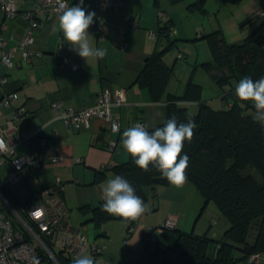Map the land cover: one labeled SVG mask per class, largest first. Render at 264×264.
I'll use <instances>...</instances> for the list:
<instances>
[{
	"label": "crops",
	"instance_id": "obj_1",
	"mask_svg": "<svg viewBox=\"0 0 264 264\" xmlns=\"http://www.w3.org/2000/svg\"><path fill=\"white\" fill-rule=\"evenodd\" d=\"M196 1L84 0V8H98L103 17L101 31L94 27L88 29L92 46L106 50L103 59L86 61L73 51L64 40L58 23L60 14L56 13L49 19H39L33 41L28 45L33 55L22 61L20 51L16 50L13 67L0 63V74L7 77V83L0 89V101L5 100L6 93L15 94L8 105L1 107L0 136L10 151L1 156L0 179L9 174L11 159L16 155L29 153L35 159L41 155L62 157L57 163L23 166L16 180L2 182L22 209L44 203L48 212L59 211L50 242L55 250H65L72 261L77 255L85 254L95 264H161L160 252L151 255L156 246L173 257L180 251L178 233L190 232L191 223V231L197 233L195 227L202 219L204 200L188 181L181 187L169 184L157 187L154 192L148 191L146 212L136 220L107 217L108 213L95 210L103 201L101 185L115 176V165L128 159L121 144L123 131L139 120L148 128L165 121L166 102L152 101L148 90L135 83L144 61L163 43L157 37L163 22L169 21V36L175 40V45L163 57L173 67L167 91L179 94L191 67L196 66L203 75L205 70L199 64L211 59L206 35L219 31L227 44H238L264 19L260 14L264 12V0H204L201 7L192 6ZM16 6L19 13L11 18L0 9V37L7 46L17 45L26 33L28 20L21 12L31 11L34 0H16ZM191 54L195 55V61L188 66L180 65L183 71L186 68L182 80L174 67L179 64L178 58L188 59ZM206 73L210 84L215 86L214 97L224 102L221 108L229 107L230 103L221 98L218 84ZM190 78L203 90L201 79L196 80L194 75ZM105 88L125 90L126 103L111 107V116L118 121L116 130L97 116L85 127L67 125L57 118L56 104L85 109L95 104L99 92ZM202 99L209 104L212 98L202 94ZM188 105L196 106L194 102ZM20 107L24 108L26 118L14 119V112ZM109 139L117 141L113 149L107 146ZM47 187H52L53 193L45 201L42 191ZM34 194L36 199H32ZM169 217L176 219V230H159ZM146 227H153L152 239L144 233ZM72 232L86 238L85 249L81 250L76 243L62 245ZM90 244L100 251L93 253ZM234 264L247 263L240 260Z\"/></svg>",
	"mask_w": 264,
	"mask_h": 264
},
{
	"label": "trees",
	"instance_id": "obj_2",
	"mask_svg": "<svg viewBox=\"0 0 264 264\" xmlns=\"http://www.w3.org/2000/svg\"><path fill=\"white\" fill-rule=\"evenodd\" d=\"M203 2L197 0L192 6L201 7ZM170 31L169 21L163 22L157 33L160 44L163 43L144 61L135 83L148 90L152 101L166 102L165 121L149 128L150 131L162 127L173 116L178 122H187L189 118L195 121L193 140L185 141L182 152L190 158L187 181L202 194L203 208L213 201L228 226L219 239L206 232H179L178 254L169 257L164 248L156 246L151 255L160 252L162 264H234L264 251V126L253 119L254 106L235 96V84L241 78L264 77V19L238 44H227L219 31L205 36L211 59L201 63V67L220 87L221 98L230 103L227 108L210 106L202 99V86L191 78L181 93L167 91L173 67L163 57L175 45ZM190 102L196 104V112L189 111ZM150 169L141 170L128 154V159L115 165L113 172L128 180L145 203L148 191L169 185L159 171L151 165ZM0 191L15 208L22 210L1 179ZM95 210L101 211V205ZM38 253L43 261L51 263L42 249L38 248ZM54 253L59 264H72L65 250ZM256 264H264V259Z\"/></svg>",
	"mask_w": 264,
	"mask_h": 264
},
{
	"label": "built area",
	"instance_id": "obj_3",
	"mask_svg": "<svg viewBox=\"0 0 264 264\" xmlns=\"http://www.w3.org/2000/svg\"><path fill=\"white\" fill-rule=\"evenodd\" d=\"M77 0H34V6L31 11L21 12L28 20V27L24 36L20 39L17 45L7 46L5 39L0 37V63L8 68H11L16 63L15 51H20V59L26 61L28 57L33 55V51L28 47L33 41V33L39 26V19L44 17L49 19L53 14H61V5L67 6L77 5ZM0 9L7 17H13L19 13L16 0H0ZM94 11V23L90 27H94L96 31H101L103 28V17L98 8L88 9ZM264 16V12L260 13ZM3 27V26H2ZM75 68L76 65L72 63ZM7 83V77L0 74V89H3ZM14 93H6L5 100L0 101V113L3 105H8L14 98ZM126 103V94L124 89L111 91L107 88L101 90L98 94L95 104L91 107L76 110L62 104L55 105L56 116L65 124L73 123L76 127L87 126L93 116L101 117L111 124L113 130L118 128V121L111 116V107L113 105H123ZM14 119H25L24 108H18L13 115ZM137 123L143 124L140 120ZM45 140H42L44 144ZM117 145L115 139H109L107 146L113 149ZM10 151L6 145L4 138L0 136V167L1 156ZM62 160L58 155L46 157L41 155L38 158H33L31 154L24 153L16 155L11 159V169L3 182L14 181L17 178L18 171L23 166L36 167L40 163H57ZM53 193L52 187H47L42 191V196L45 201L47 197ZM37 194H34L32 199H36ZM59 211L50 213L46 204H32L27 209L19 210L15 208L10 201L0 191V264H59L54 253V247L50 242V238L56 230L58 224ZM176 219L167 218L162 227L166 229H174ZM131 227L128 231H131ZM153 227H146L144 233L149 239H152ZM74 237H76L75 241ZM73 243L81 249H85L87 245L86 238L78 233H69L62 242V245L69 246ZM38 248L42 249L51 261H43L38 253ZM89 249L93 253L100 251V248L90 244ZM264 259V251L256 252L249 255L246 259L247 264H256ZM129 264V263H126Z\"/></svg>",
	"mask_w": 264,
	"mask_h": 264
},
{
	"label": "clouds",
	"instance_id": "obj_4",
	"mask_svg": "<svg viewBox=\"0 0 264 264\" xmlns=\"http://www.w3.org/2000/svg\"><path fill=\"white\" fill-rule=\"evenodd\" d=\"M84 0L75 6L61 5L58 18L59 28L72 50L81 58L103 59L107 52L95 48L89 41V27L94 23L96 13L83 7ZM235 96L241 102H250L255 109L253 119L264 126V77L253 80L249 76L241 78L235 84ZM197 125L191 118L187 122H178L175 116L168 119L162 127L149 130L148 126L137 123L127 128L121 135L123 149L130 154L134 163L144 172L150 171V165L175 187L183 186L187 181L186 170L189 156L182 154L185 141L191 142ZM101 211L136 220L146 212V205L136 194L131 183L120 175L108 179L101 185ZM72 264H95L90 255L79 254Z\"/></svg>",
	"mask_w": 264,
	"mask_h": 264
},
{
	"label": "rangeland",
	"instance_id": "obj_5",
	"mask_svg": "<svg viewBox=\"0 0 264 264\" xmlns=\"http://www.w3.org/2000/svg\"><path fill=\"white\" fill-rule=\"evenodd\" d=\"M177 61L179 64L176 65V67H174L175 73H179L180 76L178 78H182V80H183L182 76L185 74L186 68L183 71L182 67L180 65L184 64V65L188 66L187 64L189 62L193 63L195 61V55L191 54V56L188 59L178 58ZM199 66L201 67V64H199ZM201 73H202V71L200 69H197L196 66H194L193 69L191 67L189 74H187V76L184 79V84H186L187 81L189 80L188 79L189 76L191 77L194 75V78L196 80L201 79L203 81V83H202V85H203V90H202L203 96L207 97V98H212V99H210L209 104L214 109L221 108L220 105H223L224 102H222L220 99L214 97V95L216 94L214 84H212L213 86L210 84L211 79L206 75L207 73L205 71L203 72L204 73L203 75ZM184 87H185V85H184ZM196 110L197 109L195 106L189 108L190 112H196ZM203 200H204V198H203ZM202 212H204L202 215V219L198 222V226L195 227V231L197 233L208 232V234H210V235L215 234L216 235L215 237L219 239L222 235L223 230L225 228H227V226H228L227 221L221 215V213L219 212L217 206L215 205V203L213 201L208 202V205L206 206V208H203ZM205 218H206V222L204 223ZM117 221H119V220H117ZM192 229H193V224L191 223V225L189 227V231H191ZM160 260H161V258H160ZM160 263L162 264V262H160Z\"/></svg>",
	"mask_w": 264,
	"mask_h": 264
}]
</instances>
